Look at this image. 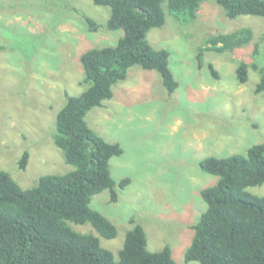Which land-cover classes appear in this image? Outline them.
I'll list each match as a JSON object with an SVG mask.
<instances>
[{"label": "rangeland", "instance_id": "rangeland-1", "mask_svg": "<svg viewBox=\"0 0 264 264\" xmlns=\"http://www.w3.org/2000/svg\"><path fill=\"white\" fill-rule=\"evenodd\" d=\"M164 8L165 25L150 30L147 39L170 53L179 87L169 94L157 71L134 66L113 87V98L88 112L89 127L123 149L110 162L118 200L110 202V192L104 191L90 207L116 227L114 239L99 237L116 259L134 218L150 252L169 246L177 264H198L186 263L184 254L194 237L192 226L206 209L201 191L217 181L201 170L200 162L245 155L264 143V93H255L259 73L250 68L245 85L236 78L241 61L263 65L264 18L229 19L215 0L204 1L189 22L176 20ZM110 14L94 0H0V170L22 189L35 187L42 176L74 169L54 143L56 115L67 97L86 89L81 55L115 46L122 37L121 30H106ZM85 18L100 29L89 31ZM245 28L252 30V42L233 52H206L199 66L198 50L207 38ZM256 44L258 56L253 55ZM24 152L29 158L21 170ZM123 179L130 183L119 189ZM248 192L264 196V184ZM70 226L97 235L89 224Z\"/></svg>", "mask_w": 264, "mask_h": 264}, {"label": "trees", "instance_id": "trees-1", "mask_svg": "<svg viewBox=\"0 0 264 264\" xmlns=\"http://www.w3.org/2000/svg\"><path fill=\"white\" fill-rule=\"evenodd\" d=\"M204 1L94 0L111 11L106 30H121L123 35L115 46L90 49L81 55V85L86 89L67 97L56 115L54 143L74 169L63 175L42 176L30 189H22L9 173L0 170V264H177L169 246L157 252L148 250L145 231L134 218L118 259L101 246L99 237L114 239L117 229L90 203L104 191L110 192V202L118 200L110 162L121 156L123 149L91 129L86 116L113 98V87L125 81L134 66L157 71L168 93L176 91L179 83L170 69V53L155 49L147 35L165 25V5L176 20L189 22L196 19ZM215 1L229 19L264 18V0ZM85 20L89 31L100 29L92 19ZM252 40L249 28L211 36L198 50L199 66L206 52H233ZM261 41L264 47V34ZM259 54L256 44L253 55ZM208 67L218 79L214 67ZM250 68L259 73L255 93L263 94L264 55L262 66L244 61L237 65L239 84H247ZM28 158L29 153L24 152L19 161L21 170L26 169ZM200 168L217 181L201 191L206 209L192 226L194 237L184 254L185 262L264 264V196L248 192L264 184V143L253 145L245 155L205 158ZM129 183L123 179L118 187L125 189ZM70 224H89L98 236L79 233Z\"/></svg>", "mask_w": 264, "mask_h": 264}]
</instances>
